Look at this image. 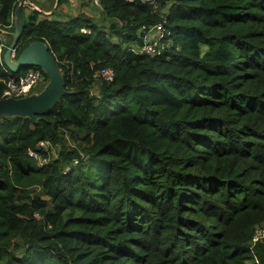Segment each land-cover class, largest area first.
I'll use <instances>...</instances> for the list:
<instances>
[{"label":"trees","instance_id":"obj_1","mask_svg":"<svg viewBox=\"0 0 264 264\" xmlns=\"http://www.w3.org/2000/svg\"><path fill=\"white\" fill-rule=\"evenodd\" d=\"M99 1L107 25L24 21L16 54L47 43L70 94L0 120V264H264V0ZM159 23L173 48L130 50Z\"/></svg>","mask_w":264,"mask_h":264},{"label":"water","instance_id":"obj_2","mask_svg":"<svg viewBox=\"0 0 264 264\" xmlns=\"http://www.w3.org/2000/svg\"><path fill=\"white\" fill-rule=\"evenodd\" d=\"M54 2L52 9L46 11L34 0H22L14 12V30L10 29V31L0 28V33L11 37L3 52L5 66L12 73L18 72L25 66L37 67L42 69L48 77L46 84L39 91H34L26 97L17 99L12 97L1 98L0 120L13 117L35 120L36 117L49 115L63 97L70 94L65 89L64 76L47 43L40 41L31 42L16 54L17 45L25 31L23 10L27 8L35 12V14H41L48 18L54 15L59 7L60 0H55Z\"/></svg>","mask_w":264,"mask_h":264},{"label":"built area","instance_id":"obj_3","mask_svg":"<svg viewBox=\"0 0 264 264\" xmlns=\"http://www.w3.org/2000/svg\"><path fill=\"white\" fill-rule=\"evenodd\" d=\"M22 0H16L19 4ZM132 3L134 0H125ZM150 2L157 9V4L153 0H145ZM95 6L100 5L99 0H93ZM15 15L13 14L11 25L3 28L5 30H10L14 27ZM83 34H91L90 29H82ZM143 34V44L133 45L130 50L139 55H145L149 57H163L165 53L173 48L174 42L172 41L171 32L165 27L164 23H159L151 27H143L140 31ZM0 61L1 65L4 67V71L7 74L5 89L2 93L1 98H23L37 90L44 82L45 76L39 68L30 69L24 74L13 76V73L4 65L3 63V52L6 48L4 42V34L0 33ZM115 77V71L111 68H104L98 70L94 74V79L96 81L112 82ZM0 98V99H1ZM57 145H54L51 141H42L37 145V152L31 151L30 156L37 159L40 164L48 163L50 159H56L58 154H56ZM38 152H44L47 154V158L43 159ZM78 159L74 160V165L78 164Z\"/></svg>","mask_w":264,"mask_h":264},{"label":"crops","instance_id":"obj_4","mask_svg":"<svg viewBox=\"0 0 264 264\" xmlns=\"http://www.w3.org/2000/svg\"><path fill=\"white\" fill-rule=\"evenodd\" d=\"M35 1V0H34ZM55 0H43L44 2V6H46L47 9H45L46 11H49L52 9V7L54 6ZM71 3V4H70ZM84 3L81 0H67L66 4H63V6L60 8V14L58 15L60 18V20L62 22H68L71 19H69L68 17V13L74 15L73 19H76L79 17V15H81V13H86V14H91V12L84 10L83 12H81L80 10H82L84 7L82 6ZM94 4V3H92ZM88 7H90V5H88ZM58 10V9H57ZM102 10V9H101ZM92 15V14H91ZM23 16H24V10H23ZM53 15L51 17H48L50 19H52ZM11 31V30H10ZM11 40V37L7 34H4V42L6 44V46L9 44ZM32 67V66H31ZM47 82V79L45 77V82L35 91H39L40 88H42Z\"/></svg>","mask_w":264,"mask_h":264},{"label":"rangeland","instance_id":"obj_5","mask_svg":"<svg viewBox=\"0 0 264 264\" xmlns=\"http://www.w3.org/2000/svg\"><path fill=\"white\" fill-rule=\"evenodd\" d=\"M35 2L41 7V8H43L44 10L45 9H47L46 8V6H44L43 4H44V2H43V0H35ZM71 4V3H70ZM88 5H90V7H88ZM84 8L82 9V10H80L81 12H83L84 10H87V11H89V12H91V14H89L88 13V15H91V16H93L94 18H96L97 20H99V23H97V25H107L108 23H106L105 22V20L103 19V12H102V8H100L99 6H95L94 4H85V5H82ZM58 13H60V9L58 10ZM82 14V13H81ZM35 15V12H33L32 10H30V9H27V8H25V10H24V18H25V20L26 21H30L31 20V18H32V16H34ZM80 16V15H79ZM68 17H69V19H71V20H74L73 18H74V15H72V14H70V13H68ZM39 21H42L43 20V18H44V16L43 15H39ZM58 19V20H60L59 18V16H58V14L56 15V16H54V17H52V19ZM77 19V18H76ZM70 20V21H71ZM61 21V20H60ZM70 21H68V22H70ZM59 151H60V148H59V146H58V148L56 149V154H58L59 153ZM261 231L259 232V235H261Z\"/></svg>","mask_w":264,"mask_h":264}]
</instances>
